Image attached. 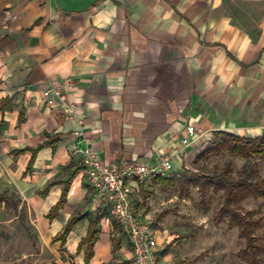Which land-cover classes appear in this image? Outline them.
<instances>
[{
    "label": "crops",
    "instance_id": "1",
    "mask_svg": "<svg viewBox=\"0 0 264 264\" xmlns=\"http://www.w3.org/2000/svg\"><path fill=\"white\" fill-rule=\"evenodd\" d=\"M226 1L0 0V187L31 207L55 264H85L78 246L97 215L87 264L121 255L116 232L132 253L119 225L94 210L73 148L84 146L79 128L102 163L144 165L177 147L188 126L200 129L168 176L188 169L215 133L264 136V0H242L243 12L261 15L253 24L223 14ZM50 84L63 104L45 100Z\"/></svg>",
    "mask_w": 264,
    "mask_h": 264
},
{
    "label": "rangeland",
    "instance_id": "2",
    "mask_svg": "<svg viewBox=\"0 0 264 264\" xmlns=\"http://www.w3.org/2000/svg\"><path fill=\"white\" fill-rule=\"evenodd\" d=\"M242 8V0H227L223 14L243 24H253L261 17L249 10L243 12ZM220 139L221 136H213L203 143L190 167L183 166L178 175L134 184L131 197L137 213L151 228L156 264H248L241 257L245 240L240 237L238 226L228 214H219L223 190L201 184L205 183L204 177L219 174L233 179L248 176L252 182L264 180V160L244 159L227 150L200 156ZM0 191L7 193L17 206L0 207V264H55L56 253L50 249L53 242L40 236L31 218V207L15 192L1 187ZM236 208L241 214L250 213L252 235L260 248L258 257L260 264H264V200L250 196ZM164 211L169 214L161 218L159 214ZM111 241L123 243L118 248L122 253L108 264H135L130 246L117 232L112 234Z\"/></svg>",
    "mask_w": 264,
    "mask_h": 264
},
{
    "label": "built area",
    "instance_id": "3",
    "mask_svg": "<svg viewBox=\"0 0 264 264\" xmlns=\"http://www.w3.org/2000/svg\"><path fill=\"white\" fill-rule=\"evenodd\" d=\"M43 95L47 101L64 103L60 87L53 84L49 85ZM65 113L70 119H76L81 124L73 106H68ZM199 135H202L200 129L188 126L186 136L180 139L178 146L162 154L152 165H144L137 160L104 164L97 159L82 129L78 130V140L84 143V146L79 149L74 145L73 148L82 154L80 165L92 191L94 210L99 214L108 213L119 225L131 245L135 264H156V258L151 228L137 213L131 198L132 184L143 183L151 178L168 177L172 159L175 156L183 157V149Z\"/></svg>",
    "mask_w": 264,
    "mask_h": 264
},
{
    "label": "trees",
    "instance_id": "4",
    "mask_svg": "<svg viewBox=\"0 0 264 264\" xmlns=\"http://www.w3.org/2000/svg\"><path fill=\"white\" fill-rule=\"evenodd\" d=\"M213 136H221V139L218 143H213L211 147L206 148L202 152V154H200V156H207L208 154L214 152L216 153L220 152L221 150H227L232 155L242 157L244 159L260 158L264 160V136L250 139L241 138L227 133H215ZM56 141L57 138L53 140L49 139L44 144L40 145L37 149H40L47 145H54ZM198 157L199 156H197V158ZM204 179L205 183L201 184L202 186L208 184L219 187L223 190V203L221 209L219 210V214L220 216L228 214L230 219L234 221V223L238 226L239 235L245 240V248L241 251V257L248 264H260V259L258 257L260 253V248L254 242V238L252 235L253 221L250 217V213H248L247 215L241 214L238 211V208H236V206L240 201L250 196L259 197L264 200V180L252 182L250 181L248 176L233 179L227 176H223L222 174L206 178L204 177ZM193 183L197 184L196 181H193ZM50 186L51 184L47 186L46 191L50 188ZM66 192L67 188L63 190V194L60 201L52 209V212L49 216L52 217V215L57 213L58 209L64 203ZM3 203L6 206H9L11 204L14 209H17L16 204L11 202V198L8 196L7 193L0 194V206ZM167 214H169L168 211H164L160 213L159 216L162 218ZM100 217L101 216L97 215L93 220L90 221L88 234L84 239L81 240L78 246L79 248H81L83 245H86V252L84 256L85 264L88 263L89 259L92 256V246L97 234L96 225L99 222ZM81 218H83V216L73 217L65 226L62 234L59 236L58 239L64 241L71 228Z\"/></svg>",
    "mask_w": 264,
    "mask_h": 264
}]
</instances>
